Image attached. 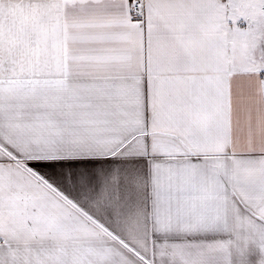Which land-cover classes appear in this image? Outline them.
Here are the masks:
<instances>
[{
    "label": "snow or ice",
    "instance_id": "snow-or-ice-1",
    "mask_svg": "<svg viewBox=\"0 0 264 264\" xmlns=\"http://www.w3.org/2000/svg\"><path fill=\"white\" fill-rule=\"evenodd\" d=\"M0 264H264V0H0Z\"/></svg>",
    "mask_w": 264,
    "mask_h": 264
}]
</instances>
